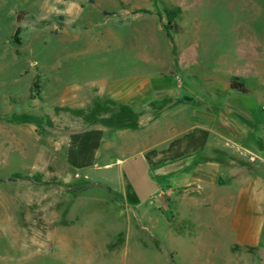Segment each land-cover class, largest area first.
<instances>
[{
    "label": "rangeland",
    "instance_id": "1",
    "mask_svg": "<svg viewBox=\"0 0 264 264\" xmlns=\"http://www.w3.org/2000/svg\"><path fill=\"white\" fill-rule=\"evenodd\" d=\"M163 1L180 10L175 47L166 17L135 12L152 0H0V264H264V231L234 246L215 214L150 205L167 180L139 154L200 124L247 136L262 162L264 0ZM93 129L97 165L68 167L70 137ZM54 167L57 221L58 200L40 205Z\"/></svg>",
    "mask_w": 264,
    "mask_h": 264
},
{
    "label": "crops",
    "instance_id": "2",
    "mask_svg": "<svg viewBox=\"0 0 264 264\" xmlns=\"http://www.w3.org/2000/svg\"><path fill=\"white\" fill-rule=\"evenodd\" d=\"M100 136L106 134L96 129L71 136L65 152L66 165L96 166L102 150ZM152 139L156 142L139 154L167 183L165 190L162 184L155 183L162 199L150 196V205L153 203L162 212L166 206L173 220L185 208L196 220L215 214V224L225 229L234 246L251 247L260 243L264 231V159L258 164L251 160V154L259 156L260 151L247 136H232L212 125L196 124L179 133L152 136ZM55 168L46 172V179L55 182L40 205L45 206L43 212L49 215L51 206H56L58 200L60 207L54 217L57 221V215L63 214V173L60 170L57 175ZM121 197L128 205L126 194L120 193Z\"/></svg>",
    "mask_w": 264,
    "mask_h": 264
},
{
    "label": "trees",
    "instance_id": "3",
    "mask_svg": "<svg viewBox=\"0 0 264 264\" xmlns=\"http://www.w3.org/2000/svg\"><path fill=\"white\" fill-rule=\"evenodd\" d=\"M156 10H151L147 8L137 9L136 13H146V14H156L159 19H163V17L167 18V23L164 25V29L166 31V35L169 38L173 47H175V39L174 34L179 32V28L176 23V16L180 12L179 8H170L168 7L163 0H152ZM18 21H20L18 19ZM20 29H17V34ZM177 62V60H176ZM229 86L231 90L236 91L238 93L249 94L251 93V88L247 83V79L240 76H233L230 79Z\"/></svg>",
    "mask_w": 264,
    "mask_h": 264
},
{
    "label": "built area",
    "instance_id": "4",
    "mask_svg": "<svg viewBox=\"0 0 264 264\" xmlns=\"http://www.w3.org/2000/svg\"><path fill=\"white\" fill-rule=\"evenodd\" d=\"M251 160H252V161H255V158H254V157H252V158H251Z\"/></svg>",
    "mask_w": 264,
    "mask_h": 264
}]
</instances>
